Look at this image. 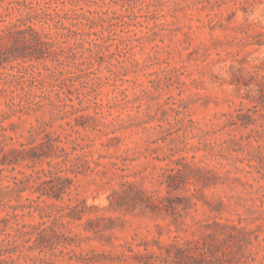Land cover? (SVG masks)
Returning <instances> with one entry per match:
<instances>
[{
  "label": "rangeland",
  "instance_id": "374dc122",
  "mask_svg": "<svg viewBox=\"0 0 264 264\" xmlns=\"http://www.w3.org/2000/svg\"><path fill=\"white\" fill-rule=\"evenodd\" d=\"M25 2L74 31L0 37V264H264V0Z\"/></svg>",
  "mask_w": 264,
  "mask_h": 264
},
{
  "label": "trees",
  "instance_id": "16d2710c",
  "mask_svg": "<svg viewBox=\"0 0 264 264\" xmlns=\"http://www.w3.org/2000/svg\"><path fill=\"white\" fill-rule=\"evenodd\" d=\"M19 4L23 6L22 9L29 10L28 15L26 17L27 20H23V18H19L15 22L5 23L6 22L5 15L4 14L0 15V22L3 23L0 25V37L3 34H8V35H11L17 38L18 41H20V39H23L26 43L27 41L34 42L35 45H37V47L35 48V51L43 54L47 52V49L49 48V45H50V40L48 39V33L45 32V28L47 27L45 25L50 24L49 19L53 20V24L60 28L74 31L64 23L63 18H70L66 13L63 16L57 15L59 18L55 19V17L50 16V14L47 13L46 10H41L40 12L33 14L30 11L32 7L27 2H25V0L23 2L19 1ZM27 22H29L30 24H27ZM38 24H40L41 26L40 29H37L35 27V25H38ZM24 25H27L28 28L26 29L22 28V26ZM26 30L31 31L30 32L31 37H26L25 35ZM1 48L2 46H0V49ZM18 153H19V150L15 146L11 147L9 150H5L3 152V158H4L3 164L8 163V162H14V160L11 161L12 159H9L10 156H12L13 159L17 160L16 157ZM51 189H53V187H51ZM54 192H56L55 189H54ZM59 192L61 191H58V193Z\"/></svg>",
  "mask_w": 264,
  "mask_h": 264
}]
</instances>
